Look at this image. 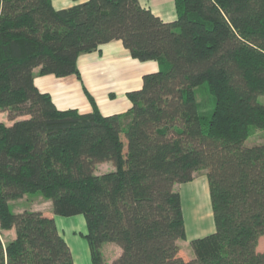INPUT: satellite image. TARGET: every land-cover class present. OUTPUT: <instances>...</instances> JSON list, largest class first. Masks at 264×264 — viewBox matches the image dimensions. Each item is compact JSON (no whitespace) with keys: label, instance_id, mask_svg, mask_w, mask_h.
I'll return each instance as SVG.
<instances>
[{"label":"trees","instance_id":"1","mask_svg":"<svg viewBox=\"0 0 264 264\" xmlns=\"http://www.w3.org/2000/svg\"><path fill=\"white\" fill-rule=\"evenodd\" d=\"M161 20L139 0H0V264H73L53 215H82L91 264H264V0H174ZM119 40L158 69L127 93L123 114L60 110L33 83L76 75L81 53ZM206 83L210 110L195 88ZM114 170L94 173L100 163ZM206 170L214 231L177 244L186 230L175 184ZM39 194L43 211L9 201ZM14 229L15 238L1 232Z\"/></svg>","mask_w":264,"mask_h":264},{"label":"crops","instance_id":"2","mask_svg":"<svg viewBox=\"0 0 264 264\" xmlns=\"http://www.w3.org/2000/svg\"><path fill=\"white\" fill-rule=\"evenodd\" d=\"M86 1L88 0H51V5L55 10H59ZM139 3L163 21L170 22L176 19L174 0H139ZM77 69L80 78L76 75L65 77L40 75L39 69L35 68L33 83L39 91L48 93L60 110L76 109L80 113L90 112L92 111L90 97L99 112L109 116L123 115L129 110L131 102L127 93L140 89L143 75L157 71L158 65L154 60L139 61L132 58L121 41L113 40L100 45L96 50L81 53L77 58ZM1 114H4V118H0V121L7 123L6 114ZM100 166H103L106 172L114 170L111 163L105 162L98 164L94 173ZM174 190L178 192L177 184L174 185ZM27 202L28 207L24 204ZM9 203L16 206L13 212L28 210L43 211L50 215L52 213L51 202L41 196L30 199L28 195H24ZM53 217L59 234L70 249L73 264H91L90 249L83 239L87 232L84 217L82 215L63 217L55 214ZM1 237L5 242L13 240L14 229L2 231ZM181 241H177L180 248ZM100 250L106 264H110L121 253V249L113 243H104ZM185 253L188 258L193 257L191 252Z\"/></svg>","mask_w":264,"mask_h":264},{"label":"rangeland","instance_id":"3","mask_svg":"<svg viewBox=\"0 0 264 264\" xmlns=\"http://www.w3.org/2000/svg\"><path fill=\"white\" fill-rule=\"evenodd\" d=\"M206 83H203L199 87L195 88V93L199 102L200 111L204 114L210 110L209 104L211 96L207 92ZM257 101L264 104V95L257 97ZM6 116V115H5ZM0 118H4V114L0 115ZM9 123V121H7ZM264 140L262 132H253L245 141L246 145L252 143H259ZM106 172L103 166L98 167L96 174ZM178 195L181 201V208L183 213V219L186 230V240L181 241L182 251L185 253L189 251L193 254V250L190 246V240L196 237H201L214 231V223L211 210V201L209 197L206 170H198L193 174L191 181L177 184ZM40 196L39 194H29L28 198H35ZM36 200V199H35ZM30 202V201H29ZM21 204V203H19ZM28 207L29 203H24ZM9 207L12 211L15 207L12 203H9ZM84 241L87 240L83 237ZM88 244V243H87ZM264 240L259 238L257 244V251H263ZM81 254V252L79 253Z\"/></svg>","mask_w":264,"mask_h":264}]
</instances>
